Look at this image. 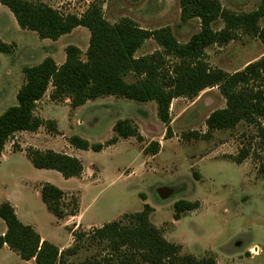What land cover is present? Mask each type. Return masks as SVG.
<instances>
[{
    "label": "rangeland",
    "instance_id": "1",
    "mask_svg": "<svg viewBox=\"0 0 264 264\" xmlns=\"http://www.w3.org/2000/svg\"><path fill=\"white\" fill-rule=\"evenodd\" d=\"M34 1L62 14L77 16L91 3L97 2L104 19L110 24L127 19L151 32L167 28L182 44L199 31L197 19L181 20L180 0ZM219 2L223 9L237 14L253 12L260 3L259 0ZM3 9L0 10V35L9 42L15 39L16 43L10 44L9 54L0 53V66L23 69L48 57H53L60 65L61 56L65 55V48L69 45L80 49L81 60H86L87 29L77 28L59 42L41 40L30 31L17 34L18 26L7 14L8 10ZM258 25L264 29V17ZM223 26L218 20L213 29L218 31ZM156 51L161 49L150 39L135 56H148ZM261 57H264L262 43L240 32L227 45L205 50L206 63L228 74L243 70ZM127 81L133 82L134 78L128 76ZM51 92L49 87L45 100L49 99ZM65 100L59 103L49 100L51 105L44 114L45 118L55 120L56 134L42 127L34 133H17L8 141L0 165V203L12 202L22 223L34 222L41 234L50 236L57 246L67 247L66 232L50 230V224L56 218L46 210L39 197L40 185L50 183L67 194L66 203L71 195L79 200L80 220L83 226H88L79 230L89 231L124 215L141 212L147 204L152 208L149 214L151 224L168 242L180 245L181 254L197 259L213 258L217 264H264V179L258 174L257 159L261 153L256 128L241 123L234 129L214 131L210 136H204L208 116L225 107V100L217 88L206 89L194 99L178 98L171 102L170 138L165 137V126L157 119L153 102L137 103L108 97L71 109ZM16 104V99L10 104L0 103V114ZM40 106L38 104L35 110L37 114ZM120 120H130L142 141L135 138L120 140L98 153L77 150L68 142L70 137L78 136L91 144L105 143L113 135L112 127ZM152 142L159 143L155 156L144 153ZM28 149L52 150L78 158L83 173L79 179L65 180L55 171L37 170L26 157ZM242 149L248 150L249 156L238 165L231 157H236ZM179 200L197 201L200 206L175 221L173 204ZM70 218L65 219V225L73 223ZM251 248L257 249L258 253L252 255ZM106 254L104 244L86 242L72 261L80 262ZM20 263L16 254L0 251V264Z\"/></svg>",
    "mask_w": 264,
    "mask_h": 264
},
{
    "label": "trees",
    "instance_id": "2",
    "mask_svg": "<svg viewBox=\"0 0 264 264\" xmlns=\"http://www.w3.org/2000/svg\"><path fill=\"white\" fill-rule=\"evenodd\" d=\"M259 1L257 10L237 14L223 9L219 0H180L181 20L199 21V31L182 44L167 28L151 32L127 19L110 24L104 19L97 2L91 3L77 16L62 14L34 0H0V6L10 11L21 30L36 33L41 40L55 42L76 28H85L89 32L85 61L80 58V49L69 45L65 48V61L61 65L48 57L35 66L22 69L24 83L16 94L17 104L0 114V157L5 145L17 133H34L44 127L56 134L54 121L43 120L35 114L36 104L49 87L52 88L50 102L67 99L71 109L108 97L137 103L153 102L167 138L171 137V102L178 98L194 99L206 89L217 88L225 100V107L208 116L204 136L208 137L214 131L234 129L241 123L254 126L261 153L257 159L258 174L264 179V57L232 74L213 69L205 61L207 48L227 45L236 39L238 32L258 39L264 46V29L258 25L264 17V0ZM218 20L224 26L216 31L213 24ZM150 39L161 51L136 57V52ZM10 52L11 46L0 40V53ZM128 76L134 81L128 82ZM112 133V137L102 144H91L78 136L70 137L68 142L77 150L98 153L120 140L135 138L142 141L130 120L117 121ZM158 150L159 143L152 142L144 153L155 156ZM248 156L249 151L242 149L231 158L240 165ZM26 157L33 168L55 171L65 180L79 179L83 173L78 158L52 150L28 149ZM38 193L46 210L57 220L77 216L79 200L76 197L71 195L66 203L67 194L50 183L41 184ZM199 206L197 201H176L173 219L178 221ZM151 211L146 204L141 212L124 215L99 228L70 230L72 244L59 250L52 243L41 240L31 226L23 224L9 202H2L0 220L6 231L0 236V249L6 245L21 260L33 264H217L213 258L197 259L181 254V246L168 242L151 224ZM86 242L104 244L107 254L72 261Z\"/></svg>",
    "mask_w": 264,
    "mask_h": 264
},
{
    "label": "crops",
    "instance_id": "3",
    "mask_svg": "<svg viewBox=\"0 0 264 264\" xmlns=\"http://www.w3.org/2000/svg\"><path fill=\"white\" fill-rule=\"evenodd\" d=\"M3 8H6V7H4V6H0V10H5V9H3ZM7 9V8H6ZM8 10V9H7ZM9 16H10V18L16 23V21H15V19H14V17H13V15L10 13V11L8 10V13H7ZM16 25H17V23H16ZM18 26V25H17ZM77 30V28L76 29H74L70 34H72L73 32H75ZM25 32H27V31H25V30H21L19 27H18V29H17V31H16V33L17 34H25ZM70 34H67V35H65V36H62L61 38H64V37H67V36H69ZM61 38H59L57 41H55V42H59V40L61 39ZM0 40L3 42L4 41V43L5 44H7V45H10L11 43H16L15 42V39H13L11 42H9V41H6V40H4V38H2V36L0 35ZM41 44H43V43H41ZM28 47V46H27ZM51 58H53V57H51ZM65 61V55H63V56H61V63H60V65L63 63ZM23 68V67H22ZM24 83V76H23V73H22V69H14V68H10V69H8V67L7 66H0V103H2V104H10V103H13L14 101H15V99H16V94H17V92H18V90H19V88L22 86V84ZM104 99V98H103ZM68 102V103H67ZM64 103L67 105L68 104V106H69V101L68 100H65L64 101ZM38 104H40L41 106L39 107L41 110L39 111V114H37L36 112H35V114L39 117V118H41V119H43V120H50V119H48V118H45L44 117V114H46V110H47V108L51 105V103H49V99H48V97L46 98V100H45V96L43 97V99H41L37 104H36V109L38 108ZM77 109V108H76ZM2 114V113H1ZM52 121H55V120H52ZM40 129V128H39ZM7 146H8V143L5 145V148H4V150H3V152H2V155H1V157H0V165L2 164L1 162H3V160H4V157H5V152L7 151ZM2 171V169H1V167H0V172ZM4 202H9L11 205H12V207L15 209V213L17 214V208L15 207V205L12 203V202H10V201H8V200H6V201H4ZM2 203V202H1ZM18 216V215H17ZM80 218H82V213L79 211V214L77 215V216H75V217H71L70 219H73L74 221H73V223H71V225L69 226V225H65L66 224V218L65 219H63V220H57L56 219V221H54V222H52L50 225H51V227H50V230L51 231H53V232H56L57 230H63V231H65L66 232V238H67V240H66V243H67V247H69L71 244H72V236H71V233H70V230L71 231H75V230H77L78 228H84V227H88V226H83V224H82V219L80 220ZM2 223H0V236H2V235H4V233H5V231H6V226H5V224L3 223V221H1ZM23 224H25V225H29V226H31L38 234H39V236H40V238H41V240H46V241H48V242H50V243H52L54 246H56L59 250H63V249H65V248H67V247H64V246H62V247H59V246H57L55 243V240H52L51 238H49L50 236H45V235H43V234H41L40 232H39V230H38V228H37V225L34 223V222H23ZM68 228V229H67ZM253 248H255V247H253ZM253 248H251L250 249V252L252 251V250H254V254L256 255V252L258 253V251H257V249H253ZM5 251L6 250V252H12V251H10L9 250V248L6 246V245H4L1 249H0V251ZM12 254H15V253H13L12 252ZM252 254V253H251ZM253 255V254H252ZM254 255V256H255ZM16 256H17V254H16ZM21 260V259H20ZM20 264H33V262L32 261H30V262H25V261H23V260H21V263Z\"/></svg>",
    "mask_w": 264,
    "mask_h": 264
},
{
    "label": "built area",
    "instance_id": "4",
    "mask_svg": "<svg viewBox=\"0 0 264 264\" xmlns=\"http://www.w3.org/2000/svg\"><path fill=\"white\" fill-rule=\"evenodd\" d=\"M251 253H254V250H252Z\"/></svg>",
    "mask_w": 264,
    "mask_h": 264
}]
</instances>
